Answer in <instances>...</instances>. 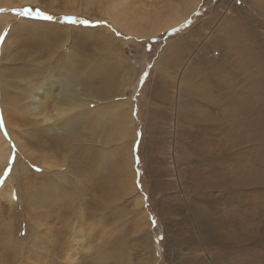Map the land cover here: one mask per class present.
Wrapping results in <instances>:
<instances>
[{
    "label": "rangeland",
    "instance_id": "rangeland-1",
    "mask_svg": "<svg viewBox=\"0 0 264 264\" xmlns=\"http://www.w3.org/2000/svg\"><path fill=\"white\" fill-rule=\"evenodd\" d=\"M31 1L0 0L17 12L0 29V129L11 149L0 171V264L116 263L119 245L128 264H264V0H196L185 21L153 34L143 32L195 0ZM161 34L144 53L138 41ZM223 90L233 104L208 109L205 92ZM73 97L84 102L74 110L85 140L57 149L25 117L37 102L54 116L53 104ZM242 99L254 108L235 115ZM210 112L242 122L212 168L194 153L207 147L195 118ZM124 125V139H107ZM211 170L226 184L203 195Z\"/></svg>",
    "mask_w": 264,
    "mask_h": 264
},
{
    "label": "bare ground",
    "instance_id": "bare-ground-1",
    "mask_svg": "<svg viewBox=\"0 0 264 264\" xmlns=\"http://www.w3.org/2000/svg\"><path fill=\"white\" fill-rule=\"evenodd\" d=\"M20 1V4L22 3H26V2H22V0H19ZM28 1V0H27ZM34 1V0H32ZM31 1V2H32ZM30 2V1H29ZM37 2V1H36ZM11 3V2H10ZM200 1L197 3L196 0L193 1L192 5L191 6H188V7H183V8H177V10L175 11L174 15L173 16H170L168 17L167 19H164L163 21L161 20L159 22V24H154L152 28H150V30L146 31L145 33L143 32V34H153L155 32H158L162 29H167L169 27H172V26H176L178 25L179 23L185 21L189 15L192 13L193 10H195L198 5H199ZM1 5L3 4H0V8L2 7ZM173 7V5L171 6ZM125 9V8H124ZM119 10H121V8L119 7ZM123 10V8H122ZM109 11V9H108ZM124 11V10H123ZM126 11V9H125ZM120 12V11H119ZM122 12V11H121ZM0 28L2 30L3 27H5L6 24H8V22L11 20V16L8 15V14H5V10H4V13H2V11H0ZM16 13V12H15ZM123 13V12H122ZM124 16V13L122 14ZM127 15V14H125ZM121 16V14H120ZM150 17V16H149ZM121 18V17H120ZM117 19V18H116ZM137 19V18H136ZM126 21H122V19H119L118 22L116 21V23H119V25L121 26H124L123 23H125ZM141 23V22H140ZM139 23V24H140ZM142 24V23H141ZM129 25V24H128ZM234 25V24H233ZM232 27H236V26H233ZM146 29V28H144ZM128 30H131V29H128ZM228 30V29H227ZM230 30V29H229ZM1 32V31H0ZM137 33V34H135ZM142 32H137L135 30H131V32H129V34H132V35H138V34H141ZM233 32H231V34H228V35H232ZM245 36V34L243 35V37ZM243 37L241 38H236L235 40L236 41H246V39H244ZM8 43V42H7ZM236 43V42H235ZM226 44V43H225ZM239 45V44H238ZM231 46V44H230ZM229 46V47H230ZM263 47H264V44H263ZM261 50H263L264 48H260ZM1 50H2V47H1ZM260 50V51H261ZM169 51V50H168ZM167 51V52H168ZM229 55V54H228ZM259 56H264V53L261 51L260 52V55ZM257 57V56H256ZM227 59V58H226ZM258 59V58H257ZM256 59V60H257ZM226 61V60H224ZM226 65V62L224 63ZM260 64V63H258ZM74 72H77V71H74ZM74 72H73V77L74 76ZM53 77V76H52ZM12 81V80H11ZM10 82V81H9ZM55 84V82H54ZM58 84V83H57ZM107 84V83H106ZM112 84V83H110ZM50 85V84H49ZM51 86V85H50ZM56 86V85H55ZM2 87V86H1ZM92 87V86H91ZM112 86H110L109 88H111ZM51 88V87H50ZM54 88V87H53ZM56 88V87H55ZM108 88V87H107ZM58 89V88H56ZM108 90V89H107ZM112 90V89H111ZM110 90V91H111ZM96 91V90H95ZM225 90H223L222 92H216V93H211L210 91H206L205 94L208 95L210 97V102H211V106L208 108L210 110H212V108H223V105H226L228 102L233 104V101H231L230 99H228V97L226 96V93H224ZM5 92L7 93V91H5L4 89L2 90V93L3 95H5ZM9 92V91H8ZM43 93L45 92V89H42L39 93ZM64 92V91H63ZM1 93V94H2ZM36 94L35 98H37L39 100V96L38 94ZM46 93V92H45ZM77 94H80V91L76 92ZM1 94H0V97H1ZM62 94H64V96L66 95V93H61V96ZM100 94V93H99ZM68 95V94H67ZM60 97V96H59ZM58 97V98H59ZM77 97V96H76ZM76 97H73L72 99H68V104L70 106H68V104H65L64 101H61L60 104H57V102H55L53 104V110L54 111V116H49V115H44L41 110V104L39 105V103H35L34 105V108L32 107V109L35 110V114H32V117H25L27 118L28 120V123L31 124L32 127L36 128L37 129V132L42 133L43 132H46V130L55 135V140H53L55 143L52 145L53 147L57 148V149H62V146H64L65 144L67 145V142L69 140V138H71V147L72 148H80V144H78V142L80 143V141H83L85 140V129L83 128L82 131H80V121L78 120L79 117H81L82 114L79 113V110H74L75 107H82L84 106V102H78V98ZM3 98V96H2ZM3 99H1L0 101H2ZM40 101V100H39ZM2 102H5L4 100ZM126 104V103H125ZM93 105V104H92ZM235 105V103H234ZM5 106V105H4ZM72 106V107H71ZM2 107V106H1ZM235 107H238L236 108V112L235 115H238V110L239 111H246V112H249V109L250 111L253 110L254 108V103H249V101L245 102L243 99L239 101L238 105H236ZM233 107V108H235ZM249 107V109H248ZM123 109V108H122ZM3 110V109H2ZM202 111V110H201ZM213 111V110H212ZM114 112V111H112ZM205 112V111H204ZM4 113V112H3ZM117 113V112H116ZM120 113V112H119ZM107 114V113H106ZM105 114V116H107ZM128 116L127 114L125 113L124 110H121V113L119 114V116L121 117V120H122V123L121 125H123V123L127 120V118L130 120V110L128 109ZM86 117L89 116L90 119H89V122H91V117L93 116V114H85ZM6 116V114H5ZM100 116L102 117V114H100ZM104 116V115H103ZM100 118V117H99ZM103 118V117H102ZM6 120V119H5ZM108 121V120H107ZM112 123H113V120L111 119ZM88 122V123H89ZM200 122L201 125H202V137L201 139L206 143L207 147L206 146H202V147H199L197 149H195V154H197V156L199 157H202V159L204 161H207L206 164L210 166V168H212L215 163L214 161L217 160V158L219 157V154L218 152L223 150V144H222V139H223V136L225 134V132L229 129H233L235 132H239L238 131V128H240L242 126V122L241 121H235L234 119V124L231 123V125H227V118L225 116H222L217 113H213V112H210V113H206V114H202V116H199V117H196L195 118V123H198ZM108 123V122H107ZM199 123V124H200ZM7 125V124H6ZM96 125V124H95ZM115 126V125H112V127ZM111 127V128H112ZM124 128H122V130H120V133L116 134H110L108 135L107 139H115L117 138H120L122 137L121 139H124V137L126 136V133H127V129L128 127H126V125L123 126ZM110 128V129H111ZM109 129V130H110ZM10 130V129H8ZM119 130V129H118ZM115 131L117 132V130L115 129ZM36 132V131H35ZM11 137L14 139V140H17V137H16V133H10ZM201 135V134H200ZM32 138V137H30ZM52 138V139H53ZM62 141H65V144L62 145ZM21 142V141H20ZM20 142H17L16 144L20 147ZM70 142V143H71ZM201 144V143H200ZM83 147V145H81ZM129 147V146H128ZM10 147H9V142L5 136V134L2 132V130L0 129V171L3 169L4 167V163L8 162V160L10 159V156H11V153H10ZM20 156V155H19ZM19 156L17 157V161L16 163L18 165L21 164V167H22V172H23V175H25V177L28 175V171H27V168H26V165L25 163H20V160H19ZM130 158V156H129ZM128 157L126 158L127 159V162H125L126 166H129L130 167V159ZM222 160V159H221ZM121 162V161H120ZM216 162V161H215ZM222 162V161H221ZM220 162V163H221ZM122 163V162H121ZM16 166V164H15ZM14 166V167H15ZM5 169V168H4ZM19 169L18 168H15V170H13L14 172H12V175L15 176L16 175V171ZM124 170V169H123ZM126 172V171H125ZM212 173H215V171L211 170V176H205V181L204 183H202L200 185L201 189H203V195H206V192H205V189L207 188H211V190H213L215 187H223L224 184V180H223V177L221 175V173L218 171L216 172L218 174V178L216 180L213 179L212 177ZM127 175V174H126ZM128 176V175H127ZM122 177V176H121ZM12 178V177H11ZM120 178V177H119ZM130 178V177H129ZM128 178V180H129ZM9 179V178H8ZM126 179V178H125ZM132 180V179H131ZM130 180V181H131ZM12 182V180H11ZM87 182V181H86ZM19 184V183H18ZM113 185V184H112ZM10 186V185H9ZM121 186V185H120ZM134 184L129 182V188L130 189L131 187H133ZM111 188V187H110ZM117 189V188H116ZM125 189V188H124ZM10 190V189H9ZM119 190V189H118ZM123 190V189H122ZM126 190V189H125ZM8 191V190H7ZM106 191V190H105ZM38 193V192H37ZM112 193V190H110L108 193L106 192L105 193V197L107 196H110V194ZM129 193V192H128ZM9 194V201L10 203L13 204V201H12V198H13V194L10 192V193H7ZM36 194V193H35ZM45 194V193H44ZM124 194V193H122ZM127 194V193H126ZM118 196V194H117ZM8 197V196H7ZM40 198V197H39ZM53 198V197H52ZM47 199V198H46ZM38 200V199H37ZM36 200V201H37ZM137 204V203H136ZM138 204L139 206L142 207V198H140L138 200ZM13 206V205H12ZM137 206V205H136ZM142 209H140L139 213L142 214ZM143 215V218L141 217L140 220L144 219L145 223L146 221L148 222L147 220V217L146 215H144V213L142 214ZM204 221L206 222V220L204 219ZM204 222V223H205ZM142 224V223H141ZM140 224V225H141ZM203 224V223H202ZM139 224H137V226H140ZM215 227L213 228L212 226L210 227L209 225V230H217L218 227L216 225V223H214ZM11 226V225H10ZM6 227V225H5ZM8 229H9V226L7 225ZM33 229V227H32ZM207 229V228H206ZM7 230V229H6ZM10 230V229H9ZM208 230V229H207ZM11 231V230H10ZM9 231V232H10ZM204 231V230H203ZM208 233V232H207ZM7 234V232H6ZM12 235V234H11ZM34 236L36 235H41V233H37L34 232L33 233ZM9 236V234H8ZM144 239H145V242L147 244V246L151 248L150 246V236L148 234H144ZM105 239V237H104ZM8 243V242H7ZM10 250L14 249L15 248H11V247H6ZM126 247L124 246H117V251L119 253V258L117 260L116 263H105L104 264H128L129 263V259H128V256L131 260V257L130 255H127L126 253ZM129 248H127L128 250ZM17 251V249H15ZM9 254V252H7ZM15 253V252H14ZM72 253V252H71ZM71 253L68 254L67 256V259L70 261V262H73L76 258L75 256L72 257L71 256ZM13 255V254H12ZM20 257V256H19ZM97 258V257H96ZM143 259H145V256L143 257ZM85 263V262H84ZM4 264V263H3ZM87 264V263H85ZM148 264H151V262L149 261Z\"/></svg>",
    "mask_w": 264,
    "mask_h": 264
},
{
    "label": "trees",
    "instance_id": "trees-1",
    "mask_svg": "<svg viewBox=\"0 0 264 264\" xmlns=\"http://www.w3.org/2000/svg\"><path fill=\"white\" fill-rule=\"evenodd\" d=\"M45 15H42L41 13L39 14L40 18H43ZM47 18H49V16H47ZM58 22H61L62 24H69V21L63 18H57L56 19ZM163 34L158 35L156 37H153L151 39H146V40H139V44L141 45V47L143 46L145 52L144 53H151L152 51L156 50L158 47L159 42L163 39ZM143 50V49H142Z\"/></svg>",
    "mask_w": 264,
    "mask_h": 264
},
{
    "label": "crops",
    "instance_id": "crops-1",
    "mask_svg": "<svg viewBox=\"0 0 264 264\" xmlns=\"http://www.w3.org/2000/svg\"><path fill=\"white\" fill-rule=\"evenodd\" d=\"M48 8L46 7V10H47ZM16 11H13V12H7V13H5V14H8V15H10V16H13V17H15L16 15L14 14ZM2 13H4V6L2 5ZM17 13V12H16ZM39 14H40V12H39ZM42 14V13H41ZM43 15V14H42ZM46 15H48V14H46ZM60 17H62V16H60ZM60 23V22H59ZM1 29V28H0ZM3 29V28H2Z\"/></svg>",
    "mask_w": 264,
    "mask_h": 264
},
{
    "label": "snow or ice",
    "instance_id": "snow-or-ice-1",
    "mask_svg": "<svg viewBox=\"0 0 264 264\" xmlns=\"http://www.w3.org/2000/svg\"><path fill=\"white\" fill-rule=\"evenodd\" d=\"M50 18V17H49ZM83 23H85V24H87V23H89L88 21H83Z\"/></svg>",
    "mask_w": 264,
    "mask_h": 264
}]
</instances>
